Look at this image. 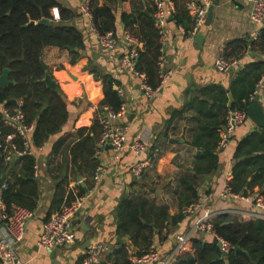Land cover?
<instances>
[{
    "label": "crops",
    "instance_id": "crops-1",
    "mask_svg": "<svg viewBox=\"0 0 264 264\" xmlns=\"http://www.w3.org/2000/svg\"><path fill=\"white\" fill-rule=\"evenodd\" d=\"M196 1L205 5L207 13L209 11L212 13L209 24L204 23L198 32L203 39L197 42L194 37L187 36L185 28L189 27L188 23L185 27H180L173 20H167L163 66L164 70L169 72V78L159 92L149 99L140 87L139 80L128 70L117 66L118 59L127 54L124 44L119 43L113 52L101 49L96 36L89 31L88 22L79 14L80 0H57L62 7L74 14L64 25L77 28L83 33L84 50L74 65L68 63L65 51L54 48H47L44 51L43 61L52 77L60 84L69 115L61 131L49 138L41 148H33L31 145L38 172L37 177L34 176L38 183V201L35 217L29 221L26 234L15 249L23 262L81 264L86 250L96 243H102L107 245L108 250L100 264H111L108 258L120 244L125 243L133 249L126 238L122 239L115 235L116 211L123 198L135 199L142 196L158 205H167L171 216L179 212L178 179L184 174H194V166L202 153L200 149L191 146V142L199 127L212 120L209 116L205 117L199 113L197 108L194 109L195 104L191 107V101L196 98L205 101L204 112L213 113L218 107L213 104L211 97H203L201 91L219 86L227 92V96L229 94L232 96V104L236 103L230 88L238 71L248 63L264 62L263 53L248 51L240 61L242 67L230 73L218 72L214 68V60L221 50L224 51L226 44L232 40L255 39L259 29L251 23L247 5L235 3L233 0ZM121 11L127 13L131 11L129 2L120 3L116 13L115 34L118 37L125 31L120 22ZM190 19L193 22L191 16ZM55 23L58 24L59 20ZM89 69L116 80L114 88L121 93L123 102L121 108L125 112L119 123L127 127L129 142L138 139L145 144V153L140 160L147 159L151 162L143 176L135 180L130 170L137 158L128 150L120 155H114L110 149L104 148L101 154L95 155L98 165L104 168L96 184L93 182L91 172L83 175L77 173L72 168L70 159L64 158L62 176L68 180L63 185L65 190L63 199H66L67 193L77 185L82 187L84 184L82 188L87 191L80 199L81 207L73 219L74 243L47 252L38 249L37 241L43 222L54 212L52 203L56 199V187L62 181L60 177H56L59 174L56 167L52 174L48 171L47 159L52 145L62 135L68 133L74 123L90 127L104 99L103 83L95 80ZM62 74L67 76V79H62L60 76ZM65 87H71L74 94L69 95ZM257 95L260 96V103L264 107V75L257 86ZM177 112L179 115H175ZM218 118L223 119L224 115H219ZM261 130L248 120L235 130L227 149H217L218 170L199 179L196 209L186 214L181 224L171 228L168 240L159 241L155 238L153 241L161 256L174 249L176 237L181 235L191 234V238L212 241L210 236L194 230L195 224L206 214L238 215L243 221H250L252 216L249 215L258 214V211L248 203L224 200L219 195L223 185L229 183L231 179L232 156L237 143L253 131ZM97 132L98 142L100 132L99 130ZM21 173L20 164L12 163L3 178L5 181L13 182V177L20 176ZM59 193L57 191V195ZM2 235L0 222V237Z\"/></svg>",
    "mask_w": 264,
    "mask_h": 264
},
{
    "label": "trees",
    "instance_id": "trees-1",
    "mask_svg": "<svg viewBox=\"0 0 264 264\" xmlns=\"http://www.w3.org/2000/svg\"><path fill=\"white\" fill-rule=\"evenodd\" d=\"M175 6L172 20L177 26L190 31L193 26L187 4L192 0H171ZM122 2H129L131 11L120 12V22L125 31L130 33L142 45L135 60L136 70L146 77L147 85L156 90L160 86L159 65L164 55L158 31L154 27V6L150 0H90L89 6L95 29L100 35L116 29V13ZM57 7L60 14L59 23L50 21V11ZM74 14L62 7L57 0H0V74L9 66V80L13 81L0 89V102L9 110L22 101V110L28 124L34 126L31 145L41 148L52 136L57 135L68 121V108L59 82L55 90H49L42 82L45 71L41 66L44 51L54 48L67 52L68 63L74 65L84 50L83 33L72 26L64 25ZM45 18L49 24L40 21ZM34 22V24H30ZM248 51L264 54V26L255 39H238L229 41L224 48V55L229 61H242ZM236 69V68H235ZM95 80L102 81L104 99L99 108L107 107L118 112L123 104L117 84L109 75H99L89 69ZM50 73V72H49ZM264 75V62H253L241 68L233 80L230 92L236 103L227 108V92L219 86L202 90L203 97H211L218 108L206 114L205 101L193 99L190 106L212 120L199 127L191 146L201 150V155L194 166V174H184L178 179V210L171 216L167 205H158L146 197L135 199L123 198L117 207L115 235L126 238L135 253L145 252L155 238L168 240L171 228L177 227L185 219L184 210L197 203L199 179L203 175L218 170L219 131L226 124L229 110H245L254 96L257 84ZM52 76V75H51ZM62 79L67 76L60 75ZM54 78V77H53ZM69 95L74 91L65 87ZM179 115V113H175ZM219 115H224L219 119ZM97 130L101 127L94 120L90 127L74 123L72 129L62 135L52 145L47 159L48 171L52 174L55 167L62 179L56 187V199L52 203L53 214L85 196L86 192L77 185L65 193L63 185L68 180L63 178L64 158L70 159L72 168L77 173L94 174L98 163L95 159ZM13 131L4 126L0 115V137L12 135ZM100 136V135H99ZM99 139V138H98ZM13 142L21 145L19 137ZM233 165L229 186L233 193L251 197L255 189L264 201V129L253 131L237 143L234 150ZM12 163L20 164V176H14L13 182L5 181L4 203L7 208L18 206L30 211L37 209L38 183L34 178L36 160L34 156H23L5 164L0 161V178L6 176ZM75 177V173L73 174ZM94 182V181H93ZM57 191L60 192L57 195ZM53 214L47 216L48 219ZM46 219V220H47ZM215 234L230 244L227 253L214 245L211 240L191 239V252L178 257L177 264H264V220H240L230 214H219L212 221ZM129 246L120 244L109 256L111 264H128Z\"/></svg>",
    "mask_w": 264,
    "mask_h": 264
},
{
    "label": "built area",
    "instance_id": "built-area-1",
    "mask_svg": "<svg viewBox=\"0 0 264 264\" xmlns=\"http://www.w3.org/2000/svg\"><path fill=\"white\" fill-rule=\"evenodd\" d=\"M154 6V27L160 36V43L164 46L166 42L165 26L168 18L175 13V6L171 0H150ZM235 3L244 4L249 7V19L252 24L256 25L260 30L264 26V0H233ZM90 0H80L79 14L89 24V31L96 36L97 44L101 49L107 52H113L119 43H123L127 49V54L123 55L117 61V66L128 70L136 79L139 80L140 87L143 89L146 96L150 99L159 89L167 82L169 72L164 70L163 57L160 58L159 77L160 86L156 90H152L146 83L144 74L138 72L135 67V60L138 51L141 49V43L134 38L130 33L124 31L121 37H118L115 32L110 31L100 35L95 29L92 21V15L89 6ZM205 5L192 0L187 4V11L192 17L193 26L187 32L190 38L198 34L201 27L204 26L207 18V8ZM50 21H58L60 19L59 10L54 7L50 11ZM240 61H229L221 50L215 60L214 68L220 73H230L232 69L240 68ZM260 82L257 84V86ZM121 97L120 91H118ZM257 95V87L251 101ZM23 102H17L16 107L9 110L4 103L0 102V115L4 126L13 131L12 135L0 137V161L5 164L11 163L14 159L23 156H33L31 147L32 133L34 126L28 124L25 113L22 110ZM125 116L124 110L121 108L118 112H113L107 107L98 108L95 114V120L101 127V133L97 142L95 155L101 154L104 148H108L114 155H120L126 150L130 151L137 161L131 168L132 177L139 180L149 166L150 160H140L145 153V144L140 140L129 142L127 137V127L119 123ZM247 110H229L226 115V124L219 131L218 149L225 150L228 148L230 140L235 130L248 121ZM19 137L21 145L13 142L15 137ZM104 168L98 165L93 174L94 183H98L101 173ZM37 166L34 167V176L37 177ZM1 179V178H0ZM96 184L94 188L96 187ZM94 188L92 190H94ZM7 190L5 180L0 184V222L2 223L3 235L0 237V264H27L23 262L16 254V246L23 240L27 225L35 217V212L28 209L12 206L7 208L4 203V192ZM224 200L243 201L250 204L258 214L252 216V220H264V201L263 198L257 195V192L251 197L243 196L242 194L233 193L229 184H225L219 195ZM197 203L191 205L183 213L189 214L196 208ZM81 207V200L78 199L70 205L63 207L59 212L53 214L42 224V231L37 241V247L43 251H53L56 248H64L72 245L75 240L73 231V219ZM221 214V213H220ZM219 214H206L202 217L194 227V230L202 235H208L212 239H216L220 243V249L225 254L231 248L230 244L219 238L212 228V221ZM235 216V215H234ZM238 217V215H236ZM240 220L242 218L238 217ZM191 234L181 235L176 237V246L167 255L161 256L157 247L151 244L149 248L138 255L134 249L129 248L128 264H177V259L183 254L191 252ZM108 247L102 243H96L89 247L84 255L81 264H100L103 255L107 252Z\"/></svg>",
    "mask_w": 264,
    "mask_h": 264
},
{
    "label": "water",
    "instance_id": "water-1",
    "mask_svg": "<svg viewBox=\"0 0 264 264\" xmlns=\"http://www.w3.org/2000/svg\"><path fill=\"white\" fill-rule=\"evenodd\" d=\"M211 18H212V13L211 11H209L207 13V19H206L205 25L209 24V21L211 20ZM168 20L171 21L172 17H170ZM49 22L50 21L45 18H43L40 21V23L42 24H49ZM30 24H34V22H30ZM194 39L195 41L199 42L200 40L203 39V37L198 33L194 36ZM40 63H41L43 70L45 71V76L42 82L45 84V86L49 90H55L56 92L60 93L59 89L57 88V81L49 73L48 66L44 63L43 60H41ZM8 75H9V66L6 65V67L3 69L2 73L0 74V89L10 84H13V81L9 80ZM228 99H229L228 107L230 108L233 103V98L230 94L228 95ZM246 110H247L248 119L259 129H264V107L260 103V96L256 95L254 99L249 103ZM4 180H5L4 178H1L0 184L3 183ZM81 186L84 187V184H82ZM84 190L85 192L87 191L86 189ZM118 241L122 242L121 239H118ZM212 243L218 246L219 248L221 246L220 243L216 239H212Z\"/></svg>",
    "mask_w": 264,
    "mask_h": 264
}]
</instances>
